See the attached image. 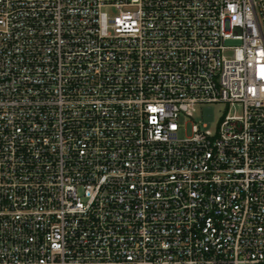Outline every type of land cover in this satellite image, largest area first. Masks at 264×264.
<instances>
[{
	"label": "built area",
	"instance_id": "obj_1",
	"mask_svg": "<svg viewBox=\"0 0 264 264\" xmlns=\"http://www.w3.org/2000/svg\"><path fill=\"white\" fill-rule=\"evenodd\" d=\"M0 264H264V0H0Z\"/></svg>",
	"mask_w": 264,
	"mask_h": 264
},
{
	"label": "rangeland",
	"instance_id": "obj_2",
	"mask_svg": "<svg viewBox=\"0 0 264 264\" xmlns=\"http://www.w3.org/2000/svg\"><path fill=\"white\" fill-rule=\"evenodd\" d=\"M226 112L227 108L225 104L219 103L202 105L198 107L197 111L195 113H192L194 121L189 119L187 116H181L180 124L182 126V130L180 132V137H190L193 134L192 131L194 122H201V124H206L207 128L205 129V131L210 135L215 134L221 118Z\"/></svg>",
	"mask_w": 264,
	"mask_h": 264
}]
</instances>
